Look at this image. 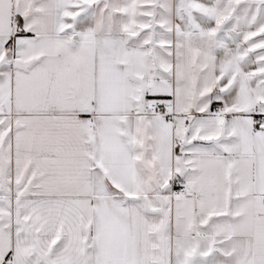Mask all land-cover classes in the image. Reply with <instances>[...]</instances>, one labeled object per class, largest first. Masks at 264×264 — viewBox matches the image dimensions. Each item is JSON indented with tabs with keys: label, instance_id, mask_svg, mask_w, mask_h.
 Here are the masks:
<instances>
[{
	"label": "snow or ice",
	"instance_id": "1",
	"mask_svg": "<svg viewBox=\"0 0 264 264\" xmlns=\"http://www.w3.org/2000/svg\"><path fill=\"white\" fill-rule=\"evenodd\" d=\"M0 264H264V0H0Z\"/></svg>",
	"mask_w": 264,
	"mask_h": 264
}]
</instances>
